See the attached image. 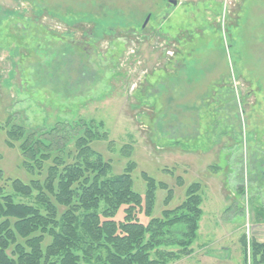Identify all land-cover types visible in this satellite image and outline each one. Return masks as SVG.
Segmentation results:
<instances>
[{
    "label": "rangeland",
    "instance_id": "obj_1",
    "mask_svg": "<svg viewBox=\"0 0 264 264\" xmlns=\"http://www.w3.org/2000/svg\"><path fill=\"white\" fill-rule=\"evenodd\" d=\"M170 1L0 0V125L107 132L93 148L114 174L134 161L137 191L142 172L173 190L168 205L157 191L154 217L200 181L198 238L171 264H244L241 236L264 241V0ZM4 130L10 192L32 176Z\"/></svg>",
    "mask_w": 264,
    "mask_h": 264
},
{
    "label": "trees",
    "instance_id": "obj_2",
    "mask_svg": "<svg viewBox=\"0 0 264 264\" xmlns=\"http://www.w3.org/2000/svg\"><path fill=\"white\" fill-rule=\"evenodd\" d=\"M11 121L0 130L9 126L6 144H19L22 167L32 178L11 179L10 192L0 188V264H171L193 252L204 214L200 181L187 186L177 206L154 217L157 191H167L168 205L173 190L142 172L146 189L137 191L134 161L114 174L93 148L108 139L107 132L70 122L32 131ZM178 183L184 184L182 177ZM237 190L246 194L244 185ZM239 208L244 216V206ZM254 210L255 220L264 223V208ZM240 241L244 264H264V241L246 234Z\"/></svg>",
    "mask_w": 264,
    "mask_h": 264
},
{
    "label": "water",
    "instance_id": "obj_3",
    "mask_svg": "<svg viewBox=\"0 0 264 264\" xmlns=\"http://www.w3.org/2000/svg\"><path fill=\"white\" fill-rule=\"evenodd\" d=\"M170 3H172L173 5H176L177 4V1L171 0ZM148 20H149V17L146 19L145 24L148 22ZM145 24H144V26H145Z\"/></svg>",
    "mask_w": 264,
    "mask_h": 264
}]
</instances>
